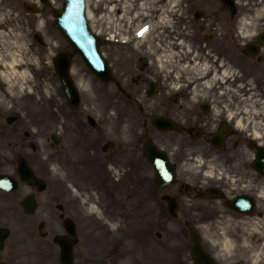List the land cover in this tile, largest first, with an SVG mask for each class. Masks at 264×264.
I'll list each match as a JSON object with an SVG mask.
<instances>
[{
  "label": "flooded vegetation",
  "instance_id": "af4514ba",
  "mask_svg": "<svg viewBox=\"0 0 264 264\" xmlns=\"http://www.w3.org/2000/svg\"><path fill=\"white\" fill-rule=\"evenodd\" d=\"M56 1L0 0V176L9 179L0 187V264H60L55 238H73L69 219L79 240L75 264L193 263L191 240L175 253L167 252L165 240L135 241L137 232L172 228L168 196L177 205L174 219L196 226L220 264H264V116L252 122L243 114L252 103L229 95L231 82L223 76L235 68L243 74L237 83L264 89V41L258 37L264 0H241L240 7L224 0H153L157 15L191 20L197 33L208 25L210 36L115 45L111 64L132 112L101 113L91 122L86 109L97 104L89 101L44 123L36 94L12 98L1 72L15 52L7 36H22L25 26L33 31L38 23L31 3L48 16ZM230 12L234 25L254 19L255 36H231L229 25L226 36H214V22ZM248 45L256 53H247ZM55 92L62 93L59 86ZM261 93L257 99L264 103ZM144 136L168 155L175 173L170 183H156ZM238 199L247 209L233 207Z\"/></svg>",
  "mask_w": 264,
  "mask_h": 264
},
{
  "label": "rangeland",
  "instance_id": "374dc122",
  "mask_svg": "<svg viewBox=\"0 0 264 264\" xmlns=\"http://www.w3.org/2000/svg\"><path fill=\"white\" fill-rule=\"evenodd\" d=\"M92 7V6H91ZM144 24V23H143ZM93 25H94V28H102V27H104L103 25H101L100 23H96V21H93ZM142 25V23L139 25V23L138 24H131V23H127V22H124V23H121V29H120V36H136V30H137V28L139 27V26H141ZM161 24L160 23H156L155 24V31L152 33V34H150V35H148V36H162V34H160V31L158 30V27L160 26ZM113 28H114V24L112 25L111 24V29H112V31H114L113 30ZM107 29L110 31V32H112L110 29H109V26H107ZM163 29V28H162ZM162 32V31H161ZM104 36V35H103ZM57 37H59V36H57ZM57 37L56 36H51V38H53V39H57ZM54 42H56V44H58L57 43V40H55ZM44 50V49H43ZM25 51V50H24ZM28 56H29V53H28ZM45 64V63H44ZM38 68H41V66H39L38 65ZM21 81H23V79H21L20 81H18V82H21ZM107 90H108V92L110 93V90L108 89V88H106Z\"/></svg>",
  "mask_w": 264,
  "mask_h": 264
},
{
  "label": "water",
  "instance_id": "95a60500",
  "mask_svg": "<svg viewBox=\"0 0 264 264\" xmlns=\"http://www.w3.org/2000/svg\"><path fill=\"white\" fill-rule=\"evenodd\" d=\"M67 19H69V18H67ZM58 23H59L60 27L62 28V30H63V31L69 36V38L72 40V42H75V39H74V37L72 36L71 32L68 31V30L65 28V25L67 24V22H65L63 19H61V20H59ZM69 25L71 26L72 29H74L76 32H78V35H79V36H83L82 33L84 34V36H88V35L91 34V31H90V29H89V27H88V24H87V22H86L84 16H83V18L81 19V21L78 22V24H74L73 26H72L71 24H69ZM79 32H80V34H79ZM88 54H89L90 56H94V58H96V55H95V54L90 53V52H88ZM98 70L100 71V74H101L102 76H104V75L107 74V72L103 70V67L99 68Z\"/></svg>",
  "mask_w": 264,
  "mask_h": 264
},
{
  "label": "bare ground",
  "instance_id": "6f19581e",
  "mask_svg": "<svg viewBox=\"0 0 264 264\" xmlns=\"http://www.w3.org/2000/svg\"><path fill=\"white\" fill-rule=\"evenodd\" d=\"M17 73H18V71L15 68H12L11 72L5 73V76L8 78L9 76H12V75L17 74Z\"/></svg>",
  "mask_w": 264,
  "mask_h": 264
}]
</instances>
